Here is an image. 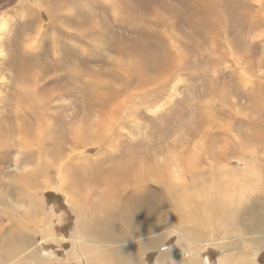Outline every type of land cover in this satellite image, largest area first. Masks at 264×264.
<instances>
[{"label":"rangeland","instance_id":"374dc122","mask_svg":"<svg viewBox=\"0 0 264 264\" xmlns=\"http://www.w3.org/2000/svg\"><path fill=\"white\" fill-rule=\"evenodd\" d=\"M23 1L0 0L2 49L16 31L28 32L43 51L31 61L49 67L46 92L74 95L53 103L63 107L50 116L63 121L48 134L64 142H49L58 155L44 162L56 163L73 148L72 107L77 124L89 128L82 144L102 138L94 122L104 127L114 120L99 146L85 148L86 159L61 169L65 178L85 180L73 193L93 189L88 213L114 211L103 230L98 222L85 228L89 242H74L77 216L59 190L56 168L46 167L47 175L32 178L23 192L22 173L0 150V264H34L40 253L56 256L48 264H83L75 255L66 258L75 249L103 264H154L159 255L185 264L187 241L177 230L194 241L199 261L251 264L253 255V264H264V236H256L264 230V141L255 146L254 140L264 123V42L253 38L262 26L250 32L246 17L234 21L225 0ZM239 1L251 12L258 3L264 8V0ZM119 89L125 95L104 108L100 98ZM32 161L29 172L40 159ZM95 190L107 191V204L93 206L100 200ZM182 198L193 207L185 209Z\"/></svg>","mask_w":264,"mask_h":264},{"label":"bare ground","instance_id":"6f19581e","mask_svg":"<svg viewBox=\"0 0 264 264\" xmlns=\"http://www.w3.org/2000/svg\"><path fill=\"white\" fill-rule=\"evenodd\" d=\"M28 1L29 0H24L23 2L24 3L26 2L27 4L25 3V5H28L29 4ZM194 1L197 0H193V2ZM193 2L190 3L192 4ZM202 4L206 5V3L204 2H202ZM38 5L39 3L34 2V6H36L37 9H38ZM225 7L229 13V16L234 21H238V18L244 19L246 17V19L249 21L248 27L250 32H253L255 30L256 25L260 27L262 26L261 32L256 33V35H254L253 38L264 42V24L260 25V23L264 22V8L261 7L260 3H258V8L253 10V12H251V10L248 8V6L245 3H242L239 0H225ZM44 11L45 12L48 11L49 18H50V14H53L52 11L49 9H45ZM201 12L202 10L199 12V14ZM241 12L242 14L239 15V13ZM34 13H36V11ZM254 14H256V17L259 18L250 20L249 17L253 16ZM33 16L36 18V14H34ZM159 20H161V18H159ZM39 23H44V21H42L40 17H39ZM242 25H244L245 27L246 21L242 23ZM19 31L13 33L14 36L11 43L7 44L10 45L9 49L8 48L6 50L2 49L3 48V46H1L2 40H0V108L2 109L0 110V150L3 151L4 149L3 154L5 158L9 159L13 157L12 167L14 171H20L22 173L17 181H19V188L23 190V192L27 190L28 183L29 181L31 183L32 178L36 179V177L38 178L39 176L42 175L44 176L47 173L46 167L51 165L56 168V172L59 177V184H58V186L60 185L59 190L62 192L65 191L66 201L72 208V211L75 212L77 216L75 234L78 237V239L77 240L74 239V242L87 243L90 240L88 237L85 236V228L89 225L93 226L94 224H96V222H98L99 229L103 230L105 226L104 223L111 219L110 213H112L114 210L113 211H111L110 209L101 210L103 213L100 214L99 216H95L91 214V212L88 213V209L90 208L89 207L90 198H94V200L96 198L94 194H89L90 192H92L93 189L85 188V191H83L82 189L81 192L73 193V189L77 187L81 188L82 182H85V180H82V177H76L73 175H71L70 177L72 179L65 178L64 174L61 172V169H63L64 164L65 165L68 164L69 162L72 161V159H78L76 160V162L71 164V168L73 167L72 168L73 170L75 163L78 164L82 158L86 159V156L83 154L85 148L87 146L88 147L99 146L101 140L104 137V134L109 129L112 128L115 121L112 119L109 120V122L104 127H103L104 124L103 121L94 122L93 123L94 132H97L100 135L103 129L104 133L102 138L96 137V139L92 140L91 142L87 144L85 143L82 144V139L85 138L87 134L86 132L87 130L89 131V128L86 125L85 127L84 125L82 126L80 124H77L76 122L77 109L72 107V111L70 113L68 112L69 119L68 118L67 119L69 120L68 140L72 143L73 148L70 149V151L67 154H65L64 152V155H62L61 158L56 163H49L46 166L44 160H46L49 157V155H52L54 152V151L52 152L51 149L50 150L47 149L48 143L50 142L53 144H60L64 142L61 141L63 139L60 135L55 133L48 134L49 131L52 128H54L58 122L63 121V119L60 118V116H57L56 118L50 116L51 112L55 110L56 107L58 106L63 107V105H57V104L55 105L53 103L54 102L56 103V101L58 100L59 101L63 100L65 96H68L69 94L71 95L72 92L67 93L63 89H58L57 91H52L51 93L46 92L47 82L48 83L50 82V80H48L49 78L47 79L49 67L42 62L36 63L31 61V58L33 57V55H35L33 54L35 53L34 51H36V54L38 53L40 55L43 54L42 49H39L41 45L40 43L35 45V41L30 37L28 32L24 30H19ZM36 35H39V32H37ZM71 38L73 39V37ZM73 43L74 41L71 40V45H74ZM54 50H55V44L52 47L53 52ZM72 54L74 55V53ZM62 56L64 57L65 54ZM39 57H40V61L44 60L43 56H39ZM63 57H61L62 60ZM60 64H63V62L61 61ZM63 70L67 71V69L65 68ZM67 74H69L68 71ZM64 78L67 79L66 76H64ZM103 93L105 94V92ZM125 93H126L125 89L124 90L119 89L118 91L113 90L110 91L109 93L107 92L108 95L107 98L109 97V100L104 99L103 97H101L103 95H101L100 104H102L103 107L105 108L113 99H116L121 95H125ZM71 96L74 97L73 94ZM120 102L121 99L120 98L117 99L115 101V106L111 108L110 111L117 110L116 106L120 105ZM258 124L263 128L262 130L260 129L257 131L258 135L260 136V139L256 135L258 139L256 138L254 139L256 140L255 146L257 141L259 142H261L262 140L264 141V123L259 121ZM78 145H80L79 149H78ZM35 155H37L38 159H40V162L39 163L35 162L33 169L31 170V172H29V169L26 168V165L27 163L33 162L32 158L35 159ZM153 165L155 164H152L151 166ZM161 172L166 174L168 173L167 164L163 165V167L161 168ZM147 175L150 176V173ZM9 185L7 186L10 187ZM112 190L113 188L110 187L108 189V193L112 192ZM94 192H96V195L99 193L97 190H95ZM97 196L100 198V200H97L98 202L94 201L93 202L94 204L92 203L93 206L96 204L102 207L105 204H107L106 201L107 191L105 193H102L101 196L100 194H98ZM132 196H136V195H132ZM141 200H143V197H141ZM189 200L190 199H184V198L181 199L182 205L185 209H190L191 207H193L191 205L192 203H190ZM124 204L126 207V203ZM204 204L205 206L206 205L208 206L209 201L207 202V204L206 202H204ZM212 205L213 204L210 202L209 208H212L213 207ZM220 209L223 210L224 207L221 206ZM127 210L129 211V209ZM177 231L179 232L180 237L185 238V241H187V246L183 251L184 254L185 253L187 254V256L185 257H188L186 260L187 262H185V264H211L207 259H201L200 262L199 259L196 258L197 251L193 249L195 247V245H193L194 241L192 239L187 238L186 233L180 230ZM256 236H264V230L258 231L256 233ZM262 239H264V237H262ZM151 240L153 241L154 239ZM40 255L42 257L41 260L35 261L34 264H48L51 263V261L53 262L54 260L58 262V260L55 258L56 256L53 255V253H40ZM74 255L75 257L79 258L78 259L79 262L83 260V264H103L101 259H97L96 257L94 258L85 249L84 250L82 249L81 252L75 249L73 252H70L66 258L69 259V257H74ZM252 256L253 255L249 257L251 264H253L254 261L252 259ZM158 257L162 259L159 258L155 259L154 264H163L164 257L163 256L161 257L160 255ZM164 262L166 261L164 260ZM178 263L179 260H177L176 258H171L169 263L166 262L164 264H178ZM138 264H147V261L144 260L141 261L139 259Z\"/></svg>","mask_w":264,"mask_h":264}]
</instances>
